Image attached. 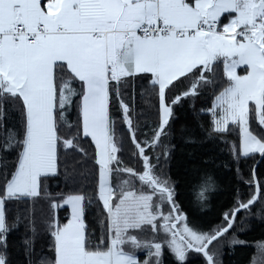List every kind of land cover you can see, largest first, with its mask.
Listing matches in <instances>:
<instances>
[{
	"label": "snow or ice",
	"instance_id": "obj_1",
	"mask_svg": "<svg viewBox=\"0 0 264 264\" xmlns=\"http://www.w3.org/2000/svg\"><path fill=\"white\" fill-rule=\"evenodd\" d=\"M137 81L155 100L147 132ZM209 88L208 138L228 144L238 130L230 154L264 157V0H0V264H13L21 224L24 264H223L230 230L264 221V180L253 170L247 199L204 231L163 171L176 105ZM61 174L80 187L52 192ZM193 179L204 207L214 182ZM251 264H264V242Z\"/></svg>",
	"mask_w": 264,
	"mask_h": 264
},
{
	"label": "trees",
	"instance_id": "obj_2",
	"mask_svg": "<svg viewBox=\"0 0 264 264\" xmlns=\"http://www.w3.org/2000/svg\"><path fill=\"white\" fill-rule=\"evenodd\" d=\"M136 84L135 111L136 113H144L140 117V125L143 128L144 124L152 125L157 119L156 110L152 107L155 100L140 95L143 91V81H137ZM211 97L212 89L209 88L205 90V94L197 99H184L176 105L175 119L171 126L173 152L171 159L163 169L164 174L177 185V203L180 204L188 219L200 225L204 231H207L209 227L215 228L221 225L224 213L234 206L236 200L247 199L248 193L251 191L247 181L250 179L253 170H255L258 179L264 180V157L257 164L260 155L254 157L241 156L237 160L230 154L229 144L238 137L237 130H231V134L225 137L229 142L228 144L208 138L210 116L206 109L211 104ZM113 111H116L115 107ZM143 131L147 132L149 128H143ZM132 152L133 147L126 139L124 159L136 167L138 164L132 158ZM71 155L69 153V171H71L72 164ZM87 167L90 165H84L77 171H83ZM197 175L210 176L215 185L214 191L208 194L207 204L204 207L197 203L199 189L196 185L198 182L193 179ZM49 183L52 192L68 191L80 187L79 178L75 184L71 181L68 182L66 187L63 174ZM257 209H259V205L253 209V213ZM9 213L10 219L13 218L16 213L14 205L9 206ZM60 215L63 216L64 213L61 212ZM243 215L241 213V216ZM96 217L95 207L90 208L87 212V222L90 227H95ZM244 225L247 227L240 231L243 225L238 222L235 233L230 230L226 240L221 242L223 264H251L252 257L256 254V245L264 242V221L252 215L244 220ZM25 230V226L21 224L9 237L13 264H24L22 241ZM233 234L246 243L230 246L227 241L231 240ZM36 250L38 255L44 254L40 243H37ZM138 255L143 259L144 254L142 252ZM165 264H175V261L171 259L170 255H166ZM192 264H199V260L193 259Z\"/></svg>",
	"mask_w": 264,
	"mask_h": 264
},
{
	"label": "water",
	"instance_id": "obj_3",
	"mask_svg": "<svg viewBox=\"0 0 264 264\" xmlns=\"http://www.w3.org/2000/svg\"><path fill=\"white\" fill-rule=\"evenodd\" d=\"M262 159H263V157L260 156V157H259V160H258V162H257V164H258Z\"/></svg>",
	"mask_w": 264,
	"mask_h": 264
},
{
	"label": "rangeland",
	"instance_id": "obj_4",
	"mask_svg": "<svg viewBox=\"0 0 264 264\" xmlns=\"http://www.w3.org/2000/svg\"><path fill=\"white\" fill-rule=\"evenodd\" d=\"M238 131V130H237ZM256 155H259V154H256Z\"/></svg>",
	"mask_w": 264,
	"mask_h": 264
}]
</instances>
